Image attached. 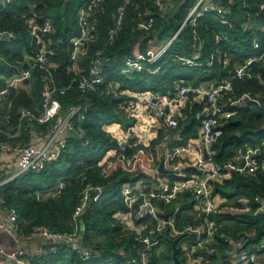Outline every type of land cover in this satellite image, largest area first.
I'll return each mask as SVG.
<instances>
[{"label": "trees", "instance_id": "obj_1", "mask_svg": "<svg viewBox=\"0 0 264 264\" xmlns=\"http://www.w3.org/2000/svg\"><path fill=\"white\" fill-rule=\"evenodd\" d=\"M85 0H14L6 7L0 6V29L13 30L15 36L8 41H0V86H5L8 79L17 74L20 68L28 67V57L33 56L37 44L29 35L28 26L21 14L36 13L39 19H52L55 32L50 35L53 39L51 59L57 64L54 70L60 85H66L71 77L68 73L70 64L71 38L79 33L77 23L78 7ZM175 9L164 13L154 8L149 0H102V7L94 14L96 22V39L88 44V56L95 51H101L107 60L105 64V81L118 84L121 91L119 97L105 94L102 89L82 94L73 87L64 95H60L63 107L71 103H83L84 113L77 118L79 128L88 141L83 145L82 138L77 133L69 136L66 150L58 161L47 163L43 170L31 169L27 173L13 177L1 186L0 192L5 199L6 206H15L19 212V234L28 237L32 226L44 224L53 231L71 232L75 225L73 212L78 202V193L83 184L93 182L106 186L105 192L97 198H92L79 219L80 247L74 248L65 241L41 244L42 253L31 259V264H141L139 248L135 232L125 228L117 222L114 213L124 208L120 198V188L126 182H135L139 178H149V170L142 162L133 168L118 158L123 150L132 156L134 147L119 145L125 133L133 129L138 122L125 119L126 111L121 107L132 92L152 91L165 94L174 91L179 84L193 86L217 85L230 79L236 64L244 63L247 59L258 56L262 48L251 46L254 29L243 30L242 26L249 19L254 18L264 24V0H216L229 9L225 15L231 23H223L215 13H208L200 18L196 25L187 24L173 40L169 50L155 63L148 61V47L150 40L156 39L160 43L167 42L177 31L187 16L189 9L197 0H187L183 5L181 0H173ZM120 6H125L122 23L117 33L111 38L110 29L115 26V16ZM147 7H151V14H146ZM34 12V13H33ZM153 19L150 27L140 24L141 19ZM197 31L203 40V61H211L210 65L201 64L188 66L177 57L191 55L197 40ZM222 34L227 40H218L216 35ZM264 40V38H263ZM139 44L147 66H160L150 73L123 72L124 60L133 56L135 46ZM254 75L250 79H233L232 89L225 94L236 99L243 93H248L254 99L264 103V61H256L252 66ZM40 71H35V78L25 81L19 91L13 92L14 107L10 113L9 132H16L20 119L16 107L25 104L36 112H40L41 91ZM34 81V87L33 83ZM183 110L184 138L198 136V126L201 119L195 114L200 108L197 104ZM2 108V107H1ZM0 111H2L0 109ZM234 116L224 124L223 135L215 143V158L220 162L236 157L239 152H245L249 147L261 146L260 155L264 156V108L253 100L245 99L235 105ZM5 114V113H4ZM52 122L35 123V127L45 135L49 134ZM21 136L9 138L0 132V138L13 143L29 142L32 136V126L28 122L22 125ZM4 130V128H1ZM34 130V129H33ZM5 131V130H4ZM6 132V131H5ZM162 136V130L150 134L144 155V162L152 160L150 147ZM115 160L114 168L108 174H101V167L109 160ZM64 182V186H60ZM83 183V184H82ZM55 192L53 196L43 197L46 190ZM214 193H218L228 200L226 205L237 203L239 197H249L255 207V196L264 198V168L250 175L240 173L224 181L217 182ZM41 197H39V195ZM189 191L180 193V198L170 204L162 203L168 211L176 210L177 225L185 221L195 222V216L189 214L192 202ZM224 205V204H222ZM219 225L215 232L213 244L219 253H210L212 264H230L223 253L227 252L230 244L225 241L228 235L233 239L247 236L249 243H256L264 238V214L254 215L252 212H221L211 216ZM227 221L231 224L227 225ZM167 228H170L167 227ZM193 236L182 234L171 236L168 229L161 235V245L170 251V262L175 264L172 257L173 242L178 247V255L182 264L186 263L182 245L191 243ZM87 248L92 253L85 258L83 250ZM157 249V248H156ZM152 251L149 264H162V257L157 250ZM136 259V261H133Z\"/></svg>", "mask_w": 264, "mask_h": 264}, {"label": "built area", "instance_id": "obj_2", "mask_svg": "<svg viewBox=\"0 0 264 264\" xmlns=\"http://www.w3.org/2000/svg\"><path fill=\"white\" fill-rule=\"evenodd\" d=\"M102 0H85L77 10V23L79 33L71 38L68 52L70 64L68 73L70 80L66 85H60L54 70L57 64L51 59L53 39L50 35L55 32V26L51 18L39 19L36 13L24 12L21 14L25 24L28 26L31 40L37 44L35 54L28 57V67L20 68L13 77L8 79L5 86H0V107L10 119V113L14 107L13 92H18L25 81L35 78V71H40L41 106L40 112H36L25 104L16 107L19 115V125L16 132L5 133L9 138L19 137L22 134V125L28 122L32 126L34 136L45 135L35 127V123L52 122L47 140L42 144L30 143V141L13 143L0 138V156L15 154L18 156L16 172L14 177L27 173L31 169L43 170L47 163L58 161L66 150L69 143V136L77 133L81 137L83 145L88 141L85 134L79 128L77 121L85 110L83 103H71L66 107L62 106L60 95H64L69 89L76 87L82 94L102 89L105 94L115 97L121 95L118 84L105 81L106 59L101 51H95L88 56V44L96 39L95 12L102 7ZM154 8L167 13L175 9L173 0H149ZM14 0H0V6L6 8ZM125 12V6H120L115 16V26L110 29L111 38L117 33ZM151 7H147L146 14H151ZM229 9L216 0H197L189 9L186 18L179 26L175 34L165 43L154 48L156 39L150 40L148 47V61L155 63L169 50L171 43L187 24L196 25L198 20L208 13H215L223 23H231L225 15ZM153 19H141L140 24L145 27L152 25ZM243 30L254 29L256 31L252 38L251 46L254 49L262 48V52L255 57L247 59L244 63L236 64L233 75L230 79L224 80L212 86H193L188 84L177 85L176 90L168 91L165 94L152 91L132 92L128 99L122 104L126 111L125 119L138 124L125 133L120 140L121 145L134 147L132 156L121 150L118 158L122 159L128 168H133L142 162L149 170V178H139L135 182H126L120 188V198L124 208L114 213L117 222L135 232V238L140 244L139 261L141 264H149V258L154 249L161 246V235L167 229L171 236L190 234L193 236L191 243L184 242L182 245L183 256L186 257L185 264H212L210 253L219 251L213 244L218 224L211 218L213 214L221 212H252L254 215L264 214V198L255 196V207L251 204L249 197H239L237 203L232 205L222 204L228 199L218 193H214L217 182L230 178L235 173L250 175L264 168V156L260 155L261 146L249 147L245 152L228 161L220 162L215 158V143L223 135V126L235 114V105L245 99L253 100L264 108V103L254 99L248 93H243L240 98L227 94L233 87V79H250L254 72L252 66L256 61H264V24L257 22L254 18L249 19L242 26ZM15 36L13 30L0 29V41H8ZM217 39L227 40L228 37L222 34L216 35ZM195 45L191 55L178 56L182 63L188 66L201 64L210 65L211 61H203V40L200 34L195 31ZM154 44V45H153ZM154 48V49H153ZM1 59V57H0ZM142 53L127 56L124 60L123 72H141L147 70L150 73L156 72L160 66H147L142 60ZM197 104L200 108L196 115L201 119L198 126V136L190 137L187 140L182 133L183 110L190 106L193 109ZM162 130L159 137L150 147L152 160L144 162L143 158L148 144L150 134ZM264 144V143H263ZM245 160L244 164L242 161ZM163 163L164 169L159 170ZM115 166V160L109 159L102 167L101 174L106 175ZM5 182L0 177V188ZM83 184V183H82ZM64 186V182H60ZM106 186L100 183L89 182L81 187L78 193V202L73 212L74 229L71 232L53 231L44 224L32 226L28 239L43 237L51 242L65 241L72 244L74 248L80 247L77 240L79 235V219L92 198H99L105 192ZM189 191L192 202L195 222L185 221L177 225L178 215L176 210L168 211L162 207V203L170 204L181 199L180 193ZM55 194V192H53ZM41 197L40 194H38ZM5 199L0 192V203L7 209V213L0 222V227L13 238L19 235L20 215L15 206H6ZM168 215V218L165 215ZM198 217V218H197ZM170 228H167L169 227ZM250 234H253L251 232ZM243 233L233 239L225 237L230 248L223 255L227 254L230 264H264L260 257L264 255V238L256 243H249L247 236ZM42 251L32 250L24 245L17 244L13 249H7L0 243V264H31L35 255ZM91 251L83 250L85 258H89ZM219 253V252H218ZM181 260V259H180ZM136 261V259H133ZM181 260V264H182ZM41 264V263H38Z\"/></svg>", "mask_w": 264, "mask_h": 264}, {"label": "crops", "instance_id": "obj_3", "mask_svg": "<svg viewBox=\"0 0 264 264\" xmlns=\"http://www.w3.org/2000/svg\"><path fill=\"white\" fill-rule=\"evenodd\" d=\"M136 55L141 53L140 46L137 44L134 48ZM133 51V52H134ZM2 111H0V128H4L6 132L11 129L10 126V119L4 114L3 108L0 107ZM8 137V136H7ZM47 140V135H38L34 136L32 133L30 143H37L42 144ZM262 148V147H261ZM18 161V156L15 154H5L0 156V177L5 180L2 184L4 185L6 182H9L14 177V173L16 172V163ZM1 185V186H2ZM53 192L51 189L46 190L43 193V197L53 196ZM7 213V209L0 203V222L3 220ZM193 215V213L191 214ZM198 218V217H197ZM43 237H37L34 239H28L21 237V235H17L16 238H13L9 235L5 229L0 227V243L5 246L7 249H13L17 247V244L24 245L32 250L35 251H42L41 244L39 243ZM25 242V243H24ZM78 245H80L81 240H77ZM172 257H173V250H172ZM227 258L226 255H224ZM180 258V257H179Z\"/></svg>", "mask_w": 264, "mask_h": 264}, {"label": "rangeland", "instance_id": "obj_4", "mask_svg": "<svg viewBox=\"0 0 264 264\" xmlns=\"http://www.w3.org/2000/svg\"><path fill=\"white\" fill-rule=\"evenodd\" d=\"M154 44V48L156 47V46H159L161 43L160 42H158V41H155V42H153ZM153 48V49H154ZM32 83H33V87H34V81H32ZM204 86H206V84H204ZM240 153L241 152H239V154L237 155V157L240 155ZM42 196H43V194H41ZM224 205L223 206H225L226 204L225 203H223ZM193 213V210L192 209H190L189 210V214H192ZM227 223V225L228 224H231V222L230 221H227L226 222ZM157 253L158 254H160L161 256H163L162 257V264H166V263H169L170 262V259H169V254H170V251H168L167 249H165V247H164V245H161V246H159L157 249ZM262 260L264 261V255L262 254V256L260 257V262L262 263Z\"/></svg>", "mask_w": 264, "mask_h": 264}, {"label": "water", "instance_id": "obj_5", "mask_svg": "<svg viewBox=\"0 0 264 264\" xmlns=\"http://www.w3.org/2000/svg\"><path fill=\"white\" fill-rule=\"evenodd\" d=\"M187 2V0H181V4H185ZM245 160L242 161V164H244ZM164 169V165L163 163L160 164L159 166V170H163ZM166 218H168V215L166 214L165 215ZM48 242H51V241H48V240H45L44 238L39 242L40 244H43V243H48ZM25 243V242H24ZM174 244V247H173V259H174V262L175 264H181V260L179 258V255H178V247L175 245V242H173ZM227 256V254H226Z\"/></svg>", "mask_w": 264, "mask_h": 264}, {"label": "clouds", "instance_id": "obj_6", "mask_svg": "<svg viewBox=\"0 0 264 264\" xmlns=\"http://www.w3.org/2000/svg\"><path fill=\"white\" fill-rule=\"evenodd\" d=\"M165 43V42H164Z\"/></svg>", "mask_w": 264, "mask_h": 264}]
</instances>
